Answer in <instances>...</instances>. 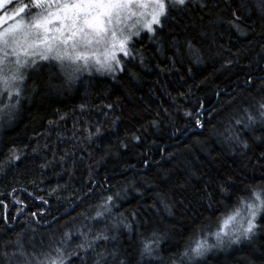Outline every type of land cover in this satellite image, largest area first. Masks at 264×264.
Returning a JSON list of instances; mask_svg holds the SVG:
<instances>
[{
  "label": "trees",
  "instance_id": "obj_1",
  "mask_svg": "<svg viewBox=\"0 0 264 264\" xmlns=\"http://www.w3.org/2000/svg\"><path fill=\"white\" fill-rule=\"evenodd\" d=\"M231 2L218 0L210 17L221 21L215 26L189 13L186 35L195 37L199 61L186 49L156 51L145 37L136 44L145 62L136 61L128 71L113 75L93 70L81 74L71 88L50 90L42 83L32 91L33 81H28L19 106L10 115L0 114V150L6 152L5 145L15 144L26 157L17 167L0 172V200L7 205H0V246L14 242L19 234L28 251L33 243L38 251L45 250L49 237L59 239L65 226L83 225L82 231L91 227L95 232L123 214L133 230L121 227L117 239L107 245L109 251L122 254L120 259L139 260L138 234L147 235L153 226L171 229L163 245L166 253L182 250L194 227L212 224L232 203L218 194L209 207L199 190L208 186L211 191L229 178L235 187L264 182L260 125L254 133L238 129L247 148L218 135L237 107L259 98L264 85V19L244 16L241 24L248 34L240 35L226 22V5ZM249 76L251 85L245 83ZM47 78L46 71L42 79ZM8 103L7 95H0V107ZM201 103L204 127L197 128L195 110ZM81 104L86 105L83 112ZM49 120L55 123L49 126ZM97 124L103 134L89 142L85 129L95 131ZM13 188L17 191L10 196ZM233 191L229 188V195ZM116 192L120 196L110 214L98 222L86 219L95 215L104 197ZM160 193L167 194L172 215L157 211ZM15 198L24 204H16ZM21 207L22 213L17 211ZM41 209L42 214L31 215ZM203 264H264V231L251 242L213 250Z\"/></svg>",
  "mask_w": 264,
  "mask_h": 264
},
{
  "label": "snow or ice",
  "instance_id": "obj_2",
  "mask_svg": "<svg viewBox=\"0 0 264 264\" xmlns=\"http://www.w3.org/2000/svg\"><path fill=\"white\" fill-rule=\"evenodd\" d=\"M215 7H219L218 0H0V95L6 94L10 101L0 107V114L10 115L11 110L19 106L29 80L33 81L32 91L38 90L42 83L50 90L71 88L84 72L95 70L114 75L128 71L129 65H134L136 61L143 65L145 58L136 44L142 43L145 37L151 45H156V51L162 52L167 47L176 49L178 53L186 49L199 61L200 50L196 47L195 37L186 35L187 21L191 19L189 13L195 12L201 22L208 19V23L215 26L221 22L210 19ZM226 11L230 12L226 21L229 27L246 36L248 33L242 27V18L256 14L264 19V0H232L226 5ZM46 71L48 78L43 80ZM245 83L253 84V78L249 76ZM259 92V98L252 97L250 102L245 100L236 108L227 126L218 135L247 148L248 142L242 139L238 129L244 134L254 133L256 125H260V131L264 133V85ZM231 105L232 102L229 103ZM107 107L111 109L113 105L108 104ZM85 108L86 105H80L81 112ZM203 109L201 103L195 110L197 128L204 127ZM184 115L191 117L193 113L185 112ZM54 123L53 120L48 121L49 126ZM85 131L89 142L103 134L99 124L95 126V131L90 128ZM132 139L139 141L140 137L133 134ZM257 139L264 142V135ZM122 146L126 145L122 143ZM5 148L6 152L0 150V172L7 167H17L18 162L26 159L24 149L19 146L5 145ZM32 151L37 152V148ZM261 158H264V152ZM46 166L47 163L41 165ZM24 167L27 169L28 165L24 164ZM229 188L234 189L231 195ZM16 191L13 188L9 195ZM199 194L207 200L209 207L213 206L218 194L227 196L232 203L225 206V211L212 224L194 227L182 250L177 248L166 253L163 245L171 229L166 227L161 230L159 226H153L147 235L138 234L139 260L130 257L120 259L122 254L115 249L109 251L107 245L110 240L117 239L121 227L128 232L133 230V225L126 222L127 218L121 214L119 219L113 218L111 225L95 232L91 227L82 231L83 225L65 226L66 230L60 233L59 239L54 235L49 237L45 250L38 251L33 243L32 250L28 251L18 234L14 242L0 246V264H203L213 250L242 241L251 242L264 231V182L235 187L229 178L221 180L211 191L206 186L199 190ZM119 196L120 193L116 192L104 197L96 206L95 215L86 219L98 222L105 213L110 214ZM157 199V211L172 215L167 194L160 193ZM15 203L23 205L24 200L15 198ZM0 205L7 209L3 200H0ZM17 211L22 213L23 208ZM42 213L43 209L31 215L36 217ZM8 219L5 214L6 224Z\"/></svg>",
  "mask_w": 264,
  "mask_h": 264
},
{
  "label": "rangeland",
  "instance_id": "obj_3",
  "mask_svg": "<svg viewBox=\"0 0 264 264\" xmlns=\"http://www.w3.org/2000/svg\"><path fill=\"white\" fill-rule=\"evenodd\" d=\"M84 73H87V72H84ZM4 115H6V114H4Z\"/></svg>",
  "mask_w": 264,
  "mask_h": 264
}]
</instances>
